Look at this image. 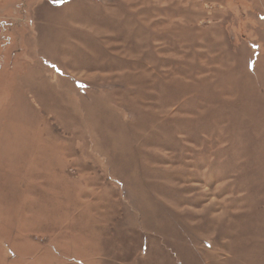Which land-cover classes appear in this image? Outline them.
Returning <instances> with one entry per match:
<instances>
[{
    "label": "rangeland",
    "instance_id": "rangeland-1",
    "mask_svg": "<svg viewBox=\"0 0 264 264\" xmlns=\"http://www.w3.org/2000/svg\"><path fill=\"white\" fill-rule=\"evenodd\" d=\"M0 264H264V0H0Z\"/></svg>",
    "mask_w": 264,
    "mask_h": 264
}]
</instances>
